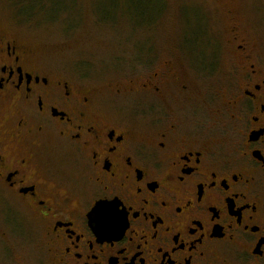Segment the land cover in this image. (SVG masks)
<instances>
[{
  "label": "flooded vegetation",
  "instance_id": "obj_1",
  "mask_svg": "<svg viewBox=\"0 0 264 264\" xmlns=\"http://www.w3.org/2000/svg\"><path fill=\"white\" fill-rule=\"evenodd\" d=\"M231 33L228 82L152 70L135 123L0 28V264H264V55Z\"/></svg>",
  "mask_w": 264,
  "mask_h": 264
},
{
  "label": "rangeland",
  "instance_id": "obj_2",
  "mask_svg": "<svg viewBox=\"0 0 264 264\" xmlns=\"http://www.w3.org/2000/svg\"><path fill=\"white\" fill-rule=\"evenodd\" d=\"M231 24L264 55V0H0V28L135 123L144 95L128 88L152 70L210 66L199 76L207 97L230 80Z\"/></svg>",
  "mask_w": 264,
  "mask_h": 264
}]
</instances>
